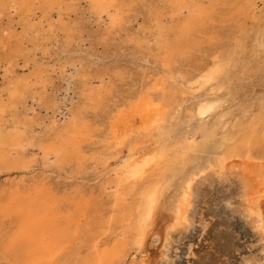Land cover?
<instances>
[{
	"label": "rangeland",
	"instance_id": "374dc122",
	"mask_svg": "<svg viewBox=\"0 0 264 264\" xmlns=\"http://www.w3.org/2000/svg\"><path fill=\"white\" fill-rule=\"evenodd\" d=\"M64 1L68 6H63L60 24L55 23V8L48 18H42L44 12L36 8L30 16L22 8L9 15L7 10L0 11V41H5L0 44V101L8 102V92L16 82L27 88L23 96L15 98L14 109L3 115L1 124L6 131L15 126L23 129L17 121L27 116L38 124L27 130L26 137L46 138L53 134L55 126L68 120L71 109L82 103V80H88L94 88L100 84L105 87L101 107L111 110L130 101L132 93L163 70L162 63L146 57L144 49L132 39L137 34L142 44L149 35L152 22L148 11L162 6L160 0H117L122 10L109 33L104 29L105 16L89 13L85 0ZM211 4L206 22L194 32L182 56L170 62V73H166L184 91L181 94L176 90L182 99L179 118L158 127L147 142L134 150H157L159 154L124 203L132 209V221L138 218L136 208L152 187L158 189V215L172 206L186 176L225 151L234 136L252 121L264 125V1L256 0L249 13L243 10L248 0H213ZM165 12L164 22L172 23L175 19ZM28 19L40 24L41 30L24 27ZM48 21L56 24L52 31L48 30ZM63 23L68 27L66 32L61 29ZM3 28L9 29L6 37L2 36ZM237 40L244 49L237 50L232 58L229 53ZM212 61H216L218 69L206 82L211 65L205 64ZM213 99H218L220 106L200 118L195 112L198 102ZM102 108H86L90 134L83 143L81 163L60 168L49 158L44 164L41 153L30 148L25 153L33 165L30 172L17 175L15 171L0 170V198L11 185L34 182L46 183L59 195L71 196L75 190L85 194L80 230L55 264H63L70 254L83 250L84 238L98 232L103 216H108V195L100 193L95 180L113 164V159L104 163L103 158L115 149L107 148L112 120L106 118L110 111L103 112ZM125 130L126 127L120 136L127 132L129 137L121 157L129 152V141L140 132L138 124ZM216 195L221 196L214 193L213 197ZM201 200L196 203L197 210L204 212L205 221L211 225L203 229L197 218L194 227L174 244L170 264H240L242 257L258 252L254 236L239 216L214 202L205 210ZM134 231L139 232L137 228ZM144 240L139 250L135 244L129 246L123 264H142L153 257L156 248L149 245L146 237Z\"/></svg>",
	"mask_w": 264,
	"mask_h": 264
},
{
	"label": "bare ground",
	"instance_id": "6f19581e",
	"mask_svg": "<svg viewBox=\"0 0 264 264\" xmlns=\"http://www.w3.org/2000/svg\"><path fill=\"white\" fill-rule=\"evenodd\" d=\"M85 1L89 13L100 18L105 16L107 24L104 29L111 32L122 10L117 0ZM212 1L160 0L162 6L149 9L152 22L149 35L143 38L142 44L137 34L132 39L144 49L146 57L153 58L155 62L160 61L164 67L158 76L132 93L128 102L117 104L111 110L102 108L105 87L100 84L94 88L88 80H82L83 101L80 106L69 111L68 120L55 126L52 135L42 138L26 137L27 130L38 124L27 116L17 121L23 129L15 126L6 131L1 124L4 113L16 106L18 94L23 96L27 91L22 82H16L10 88L7 103L0 101V170L15 171L17 175L30 172L33 166L25 154L30 148H36L41 153L44 164L49 158H53L54 164L60 168L73 162L81 163L84 158L83 143L90 134L89 120L85 118L86 108L100 107L103 112L110 111L106 117L112 120L110 137H106L108 141L111 140L107 148L113 146L115 149L107 153L103 161L106 163L113 159V164L95 178L99 182L100 193L108 195L109 207L105 211L108 216H103L98 232H91L90 237L84 238V249L72 256L70 254L63 264H123L129 246L135 244L138 250L141 249L145 237L149 245H154L156 249L153 257L142 264H170L173 261L170 253L174 244L179 243L194 227L197 218L203 229L211 225L210 221H205L204 212L197 210L196 203L201 199L205 210L209 209L212 202L220 204L225 210L239 216L250 229L258 252L242 257L240 264H264V125L257 120L234 136L225 151L213 156L185 177L168 210L158 215L155 212L159 198L157 186L152 187L141 199L136 208L138 218L135 221L131 219L132 209L124 204L137 183L157 162L159 154L157 150H134L147 142L158 127L173 123L180 116L182 99L176 92L182 94L184 91L166 73H170V62L182 56L184 47H189L194 39V32H198L206 22L208 7L213 6ZM255 1L248 0L244 12H251ZM64 5L68 6L64 0H0V11L7 10L9 15L22 8L30 16L36 8L44 12L42 18H48L55 8V23L60 24ZM166 10L175 19L172 23L164 22ZM29 20L23 24L24 27L36 32L41 30L40 24ZM55 23L48 21V30L52 31L56 27ZM61 29L66 32L68 27L63 23ZM8 30L2 29L3 37L9 33ZM239 49L241 51L244 47L237 40L229 53L230 57H235ZM208 65H211V70L206 74L208 77L205 76L206 82L210 74L218 69L216 61L205 64ZM219 106L218 99L200 101L195 112L200 118H205ZM135 124L139 125L140 132L129 141V152L121 157V150L129 135L124 132L120 136V132L125 127L127 131ZM57 193L43 182L15 184L7 188L5 195L0 198V264H55L64 254L71 237L80 230V223L85 216L86 198L79 190H75L71 196ZM214 193L221 196L213 197ZM148 226L149 230L146 231ZM135 228L139 232H135Z\"/></svg>",
	"mask_w": 264,
	"mask_h": 264
}]
</instances>
